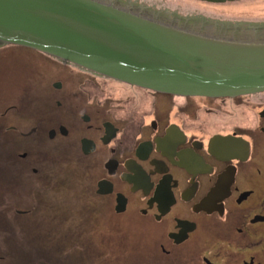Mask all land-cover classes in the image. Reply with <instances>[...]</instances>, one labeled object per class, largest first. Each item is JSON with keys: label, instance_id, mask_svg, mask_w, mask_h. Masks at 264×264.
I'll list each match as a JSON object with an SVG mask.
<instances>
[{"label": "flooded vegetation", "instance_id": "af4514ba", "mask_svg": "<svg viewBox=\"0 0 264 264\" xmlns=\"http://www.w3.org/2000/svg\"><path fill=\"white\" fill-rule=\"evenodd\" d=\"M119 1L155 16L211 20L244 0ZM59 61L80 78L114 81ZM78 87L53 81L47 99L37 89L31 111L27 96L20 107L0 105V213L40 222L46 192L66 183L49 157L67 143L70 160L79 152L88 162L86 191L97 208L107 202L118 221L151 226L168 264H264V92L190 98L144 89L152 110L126 97L127 110L116 117L93 81Z\"/></svg>", "mask_w": 264, "mask_h": 264}, {"label": "water", "instance_id": "95a60500", "mask_svg": "<svg viewBox=\"0 0 264 264\" xmlns=\"http://www.w3.org/2000/svg\"><path fill=\"white\" fill-rule=\"evenodd\" d=\"M7 45L175 96L264 92V24L155 16L119 0H0Z\"/></svg>", "mask_w": 264, "mask_h": 264}, {"label": "rangeland", "instance_id": "374dc122", "mask_svg": "<svg viewBox=\"0 0 264 264\" xmlns=\"http://www.w3.org/2000/svg\"><path fill=\"white\" fill-rule=\"evenodd\" d=\"M237 6L246 7L245 12L241 13L238 8H234L213 14L214 17L210 18L211 20L197 19L220 23L264 24V0H244ZM203 7L210 8V6ZM59 60L15 45L0 47V105L2 108L5 109L10 105L20 107L17 101L21 102V99L27 96L28 109L31 111L36 104L34 95L38 94L37 89H42L47 99L51 82L62 80L67 82L68 89L76 91L79 90L78 83L81 81L82 84L93 81L95 89L102 90L104 95L111 97L110 107L117 108L116 117L124 114L123 109L127 110L128 106L125 105L129 103L126 97L129 101L138 100L137 106H143L141 110H152L150 91L146 92L143 88L129 87L101 78L91 80L92 77L85 73V78L82 75L80 78L72 73L74 67H68ZM108 82L118 84L120 88L113 87ZM91 88L93 89V86L88 87V89ZM30 97L33 99L30 100ZM164 99L170 98L164 97ZM110 119L113 120L112 117ZM70 154V147L66 143L61 144L60 156L50 155L49 157L59 161L60 172L64 170L61 178L66 183L58 190L63 192L62 197L59 196V202L55 199L56 194H59L58 191L46 192L45 198L47 194L49 195L45 204L49 206L41 208V216H35L40 219L39 223H34L31 216L23 217L22 221L17 220L13 216L14 210L8 213L6 208H3L4 212L0 213V264H168V259L159 250L160 242H157L155 237L151 238V233L154 232L151 226L134 224L127 219L118 221L107 202L99 203L103 207L102 210L97 208L95 204L97 200L90 199L92 192L86 191L87 187L92 185L90 176H87L88 162L79 152L77 162L72 161ZM55 163V165L58 164ZM51 164L53 166L54 162ZM66 188L71 191H65ZM52 189L57 190V187ZM71 193H73L72 197L68 198ZM50 208H56V213ZM35 212L38 213V209Z\"/></svg>", "mask_w": 264, "mask_h": 264}, {"label": "bare ground", "instance_id": "6f19581e", "mask_svg": "<svg viewBox=\"0 0 264 264\" xmlns=\"http://www.w3.org/2000/svg\"><path fill=\"white\" fill-rule=\"evenodd\" d=\"M228 6H226V7H222V9H225V10H228V9H230V8H238L239 9V11H245L244 9L246 8H242V7H238V6H230V7H228ZM109 83H111V82H109ZM112 85H113V87H117V88H120V85H118V84H114V83H111ZM248 95H253V94H248Z\"/></svg>", "mask_w": 264, "mask_h": 264}]
</instances>
